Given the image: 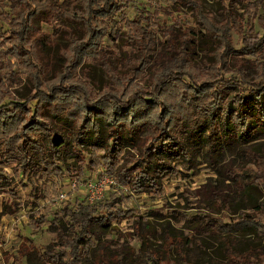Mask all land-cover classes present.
<instances>
[{
    "label": "rangeland",
    "instance_id": "1",
    "mask_svg": "<svg viewBox=\"0 0 264 264\" xmlns=\"http://www.w3.org/2000/svg\"><path fill=\"white\" fill-rule=\"evenodd\" d=\"M51 2L58 6L61 4V0ZM201 2L217 24L223 21L221 5L217 0ZM248 2L253 5L252 8L245 13L241 11L239 15L242 18L239 27L244 34L241 35L235 29L230 32L236 51L244 47L243 35L248 38H261L264 35V0ZM121 4V14L112 23L114 36L104 38L103 55L98 57V50H95V54L86 55L84 63L73 72L74 77H79L83 84L88 85L91 93L99 94L111 86L103 68L106 62L117 67L119 62L125 61L128 64L119 72V76L134 79L142 86H152L157 73L169 64L171 58L159 63L153 61L145 70V77L137 78L140 73L133 70L137 66L136 58L140 56L138 49L120 36L128 34L136 38V33L128 26L131 21L141 22L131 27L133 30L139 28V24L150 25L149 28L160 40L158 50L166 41L164 33L170 26H176L180 34L188 32L185 29L186 22L188 28L192 26L190 10L186 6H174L172 0H123ZM45 6L46 3L41 4L40 9L46 10L42 15L39 12L36 17H32L30 25L35 29L26 36L25 50L32 55L31 66L28 65L27 56L21 59L16 50H0V89L3 96L0 103L5 101L13 116H22L14 103H28L34 108L36 100L44 98L35 89L39 79L40 91L46 95L51 86L59 83L67 65L64 52L68 50L64 49L70 39L68 33L73 32L79 37L83 34L81 24L69 22H65V25L70 31L65 28L63 31L59 29L60 32L55 30V21ZM50 12H54V9L51 8ZM9 13L8 8L0 9V34L7 36L11 34L3 20ZM133 40L130 39V42ZM180 43L177 44V50L182 48ZM237 58L252 61L260 58V61H264L259 53L257 56L233 53L228 58L229 72L225 73L226 78L239 77L238 69L234 66ZM214 61V57L200 50L192 59V64L199 74L205 76L208 73L207 65L211 66ZM250 74L244 78L246 82L261 81L253 69ZM73 81L76 83V80ZM62 91L54 105L53 99L46 98V101L54 108L57 107L55 104H63L61 100L66 98L67 93ZM238 93L245 96L244 111L253 114L256 103L250 87L244 85L235 90L228 100H233ZM47 106L43 104L40 107L39 116L50 128L48 132L61 133L69 142L73 141L76 137L75 127L54 116L52 109L50 111ZM151 134L150 131L143 132L134 147L123 149L122 154L117 156V171L134 168L130 178L139 179L140 170L135 169L141 160L139 150L150 143ZM180 139L188 148V158L173 163L172 174L163 179L159 188L152 189L151 193H137L132 187L116 183L107 189L97 206L105 213V205H113L117 211L116 219L112 222L113 230L94 229L101 238L80 264H153L151 256L156 264H255L264 258V233H258L253 224L241 223L237 227L238 231L229 233L204 227L207 222L213 224L212 220L228 224L260 220V224H264V209L254 211L264 203V189L251 183L260 175V169L239 155L240 150L247 149L264 156V136L257 135L251 142L242 145H239L240 141L235 135L223 136L214 151H210L206 142L198 139L184 136ZM47 144V140L42 139V145L50 157ZM85 145L84 150L79 148L76 151L84 159L63 156V161L58 165L60 175L57 176L42 177L41 173L25 176L18 172L16 164L0 165V176L7 178L0 191V264H52L48 259V262L42 260L39 254L50 251L54 246L56 250L61 248L58 233L53 227L54 221L63 226L66 236L74 235L65 217L66 210L89 202V181L97 182L104 177H111L99 166L102 159L105 161V150H97L89 142H85ZM3 151L4 147L0 149V154ZM171 161L169 158L168 162ZM228 165L237 170H242L240 166L244 165L247 181H226L222 173L228 169ZM244 214L249 217L242 218ZM261 231L264 232V227Z\"/></svg>",
    "mask_w": 264,
    "mask_h": 264
},
{
    "label": "trees",
    "instance_id": "2",
    "mask_svg": "<svg viewBox=\"0 0 264 264\" xmlns=\"http://www.w3.org/2000/svg\"><path fill=\"white\" fill-rule=\"evenodd\" d=\"M201 1L172 0L174 6H186L190 10L192 26L188 28L186 22L188 32L182 34L178 33L176 26H170L164 33L166 41L161 44L160 50V40L149 28L150 25L139 24L140 27L133 30L131 27L141 22L131 21L128 26L136 33V38L128 34L120 36L138 49L140 56L136 58L137 66L133 70L140 73L137 78L145 77V70L153 61L159 63L171 58L170 62L157 73L152 86H142L134 79L119 76V72L128 64L125 61L119 60L121 62L117 67L106 62L103 68L111 86L96 94L91 93L88 85L83 84L79 77H74L73 72L84 63L86 55L95 54V50H98V57L103 55L104 38L114 36L112 23L121 14L123 0H61L60 6L51 0H0V9L10 10L3 22L8 25L11 34H0V50H16L21 59L27 56L29 66L33 58L25 50L26 36L35 29L30 25L32 17L46 11L40 9L41 4L46 3L45 7L57 26L55 30L63 31L65 28L67 31L65 22L81 24L83 29L80 37L73 32L68 33L70 39L64 49L68 50L64 52L68 66L60 76L59 83L51 86L47 95L40 91L41 80L36 76L38 84L35 89L44 97L36 100L38 106L32 108L28 103H14L22 116H13L5 101L0 103V149L4 147L0 154V165L16 164L18 172L25 176L39 173L42 177L57 176L60 175L58 165L63 161V156L84 159L76 151L79 148L84 150L85 142H89L91 147L105 150V161L102 159L99 166L119 186L132 187L137 193H151L152 189L161 186L166 176L172 174L173 163L187 160L188 148L181 143V136L206 142L210 151L216 150L221 138L230 134L238 137L239 145L251 142L257 135L264 136V61H260V58L254 61L237 58L234 66L238 69L239 77H225V73L229 72L228 58L233 53L245 56H257L259 53L264 59V35L261 38L243 35L244 47L239 51L232 45L231 30L244 34L239 27L242 20L239 15L253 5L248 0H217L223 16V21L217 24ZM51 8L54 9L52 13ZM130 39H134V43ZM179 42L182 48L177 50ZM209 45L214 48L211 49ZM200 50L215 60L211 66L207 65L208 73L205 76L199 74L192 64V59ZM251 69L261 77V81L246 82L244 78L251 75ZM69 81L71 84L68 85ZM243 84L250 87L251 95L255 98L256 110L253 114L244 111V95L238 93L233 100H228ZM60 90L67 95L61 100L63 104H55L57 107L54 108L46 98L53 99L54 105ZM2 97L1 94L0 101ZM43 104H48L54 116L72 123L76 130L73 141L69 142L61 133L48 132L50 128L39 116ZM145 131L152 132L151 141L139 150L141 160L135 167L140 170L139 179L131 180L134 168L117 171V156L122 154L123 149L134 147ZM42 139L48 142L50 157L42 145ZM239 155L260 169V175L251 183L264 189V156L247 149L240 150ZM169 158L171 162H168ZM240 167L242 170L228 165V169L222 173L225 180L245 183V166ZM6 181V177L0 176V191ZM98 203H80L76 208L66 210L65 217L74 235L66 236L63 226L54 221L53 227L58 233L61 248L56 250L54 246L50 251L39 254V257L52 264H80L88 257L89 250L101 238L94 229L113 230L112 222L117 216L112 204H106L107 210L103 213ZM262 209L264 203L254 211L260 212ZM247 217L249 215L244 214L242 218ZM259 221L244 220L228 224L212 220L213 224L207 222L204 227L229 233L238 231L241 223H250L258 233H264L261 231L264 224ZM150 260L156 264L152 256ZM255 264H264V258Z\"/></svg>",
    "mask_w": 264,
    "mask_h": 264
},
{
    "label": "built area",
    "instance_id": "3",
    "mask_svg": "<svg viewBox=\"0 0 264 264\" xmlns=\"http://www.w3.org/2000/svg\"><path fill=\"white\" fill-rule=\"evenodd\" d=\"M135 2H142L143 0H133ZM116 185V181L112 177H104L103 179L94 182L89 181L87 187L91 193L89 196V204H96L104 198L108 188Z\"/></svg>",
    "mask_w": 264,
    "mask_h": 264
}]
</instances>
